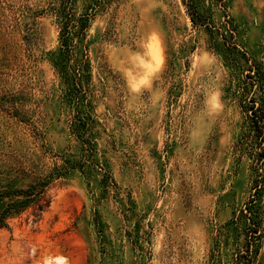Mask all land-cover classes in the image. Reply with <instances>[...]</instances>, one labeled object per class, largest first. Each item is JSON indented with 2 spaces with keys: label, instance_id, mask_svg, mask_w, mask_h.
Instances as JSON below:
<instances>
[{
  "label": "rangeland",
  "instance_id": "1",
  "mask_svg": "<svg viewBox=\"0 0 264 264\" xmlns=\"http://www.w3.org/2000/svg\"><path fill=\"white\" fill-rule=\"evenodd\" d=\"M54 1L0 0V189L70 169L38 221L28 211L0 229V264H236L239 252L264 264L249 120L264 99V0H72L73 25L90 16L72 57ZM83 61L87 152L71 130Z\"/></svg>",
  "mask_w": 264,
  "mask_h": 264
},
{
  "label": "trees",
  "instance_id": "2",
  "mask_svg": "<svg viewBox=\"0 0 264 264\" xmlns=\"http://www.w3.org/2000/svg\"><path fill=\"white\" fill-rule=\"evenodd\" d=\"M73 5L72 0H55L50 6V11H52L57 20L60 31V50L62 54H68L67 56L72 57L75 42L74 39L78 38V36H82V31H84L89 24L90 16L85 19L86 25L80 23V27L77 25H73L74 21L77 22L81 20V18L76 19L72 18L73 11L71 6ZM61 8V9H60ZM188 14L190 16V20L194 26H202L203 23L199 21L200 17L196 13L195 10H191L188 7ZM73 30L72 32L70 30ZM79 29V31H78ZM73 73L74 80V95L77 98V103L75 104V115L71 118V130L73 136L78 137V140L82 143V146L87 151H91L89 135H88V120H87V110L82 111L79 109L80 101L86 97L88 90L85 89L83 83H81V78L84 76L83 72H85V76L90 79V66L85 61L81 63L76 62V69H71ZM264 96V94H263ZM251 104V112L249 120L252 123V128L254 132V137L257 140V147L254 148V153L252 154L253 159L256 161V164L259 166L257 169V173L259 176V183L257 185V191L264 189V99L263 104H258L254 100L250 101ZM257 103V104H256ZM2 105H0V110ZM13 118L17 124V126H24L28 130L31 131L34 137L37 139L41 138V134L36 128V126H32V118L25 112L20 110H13V112L7 113ZM64 167L53 164V167L48 170L45 175H40L36 181L29 184L25 188H9L5 187L4 189H0V229L10 230V223L15 218L20 217L22 214L30 211L29 217L33 218V221L36 222L39 220L41 214L47 209L50 200L48 198V190L52 183L58 179L64 177L70 169H68L65 164ZM32 171L33 173L36 172ZM15 180V179H14ZM253 253H237L236 255V264H244V257H252Z\"/></svg>",
  "mask_w": 264,
  "mask_h": 264
},
{
  "label": "clouds",
  "instance_id": "3",
  "mask_svg": "<svg viewBox=\"0 0 264 264\" xmlns=\"http://www.w3.org/2000/svg\"><path fill=\"white\" fill-rule=\"evenodd\" d=\"M147 67V66H146ZM147 71H148V73L150 74L152 71H154V68H152V67H147Z\"/></svg>",
  "mask_w": 264,
  "mask_h": 264
}]
</instances>
